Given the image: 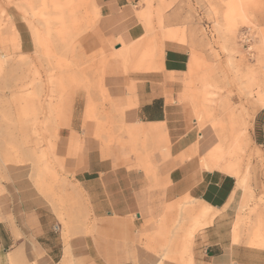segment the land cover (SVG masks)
Segmentation results:
<instances>
[{
	"label": "rangeland",
	"instance_id": "obj_1",
	"mask_svg": "<svg viewBox=\"0 0 264 264\" xmlns=\"http://www.w3.org/2000/svg\"><path fill=\"white\" fill-rule=\"evenodd\" d=\"M128 3L145 34L126 45L118 39L115 51L98 0H0V201L29 189L54 212L65 241L89 234L96 246L118 249L124 240L132 250L97 262L191 264L194 234L206 224L190 208L213 213L188 197L165 202L170 139L165 130L128 124L126 110L136 103L124 99L134 92L126 75L157 59L163 41L178 39L190 49L175 98L186 129L195 137L214 132L226 160L210 161L208 151L201 162L236 178L232 236L264 249V150L253 137L264 108V0ZM89 140L114 167L134 170L128 203L134 196L137 203L108 224L92 216L75 178ZM187 229L196 230L181 244ZM153 252L156 259L144 256Z\"/></svg>",
	"mask_w": 264,
	"mask_h": 264
},
{
	"label": "crops",
	"instance_id": "obj_2",
	"mask_svg": "<svg viewBox=\"0 0 264 264\" xmlns=\"http://www.w3.org/2000/svg\"><path fill=\"white\" fill-rule=\"evenodd\" d=\"M98 1L103 17L102 33L116 41L115 51L121 50L123 43L130 44L144 36L137 10L128 0ZM180 42L183 41H163L157 59L126 75L132 76L127 78L126 85L134 82V92L125 93V102L130 97L136 103L126 110V121L148 129L165 130L170 139L165 202L188 197L213 213L212 217L207 210L190 208V213L206 224L197 230L187 229L178 237L183 244L198 231L192 243L191 264H264V249L238 242L236 234L232 236L234 203L239 194L235 176L229 170H219L220 167L209 170L202 165V157L217 142L213 139L214 132L207 128L195 137L192 130L186 129L187 118L181 115L182 106L175 102L182 87V76L190 65V49ZM253 137L264 150V108L254 117ZM86 145L87 151L75 178L86 194L92 216L108 224L125 216L137 203L135 196L133 205L128 203L132 198L128 193L133 187L134 170L114 167L111 158L96 154L93 141L89 140ZM12 193L0 201V264H69L71 257L83 258L87 264H106L97 262L95 256L122 254L131 249L124 240L116 245L118 249L96 246L89 234L72 235L65 241L62 227L45 201L29 189ZM153 253L144 256L156 259Z\"/></svg>",
	"mask_w": 264,
	"mask_h": 264
},
{
	"label": "bare ground",
	"instance_id": "obj_3",
	"mask_svg": "<svg viewBox=\"0 0 264 264\" xmlns=\"http://www.w3.org/2000/svg\"><path fill=\"white\" fill-rule=\"evenodd\" d=\"M217 136H219V134L217 135ZM214 139V138H213ZM222 143V142H221ZM209 154H210V156H209V160L210 161H213V162H221V161H223V160H226L224 157H223V155H222V153H221V149H220V147H219V145L217 144V143H215V145L209 150ZM208 153V152H207ZM231 153V152H230ZM227 154H229V153H227ZM230 171V170H229Z\"/></svg>",
	"mask_w": 264,
	"mask_h": 264
},
{
	"label": "trees",
	"instance_id": "obj_4",
	"mask_svg": "<svg viewBox=\"0 0 264 264\" xmlns=\"http://www.w3.org/2000/svg\"><path fill=\"white\" fill-rule=\"evenodd\" d=\"M257 142H259V140L257 139Z\"/></svg>",
	"mask_w": 264,
	"mask_h": 264
}]
</instances>
